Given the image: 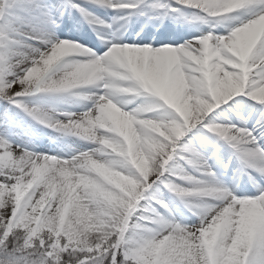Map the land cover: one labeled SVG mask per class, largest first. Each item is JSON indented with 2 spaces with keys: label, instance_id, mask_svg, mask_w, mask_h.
Listing matches in <instances>:
<instances>
[{
  "label": "snow or ice",
  "instance_id": "1",
  "mask_svg": "<svg viewBox=\"0 0 264 264\" xmlns=\"http://www.w3.org/2000/svg\"><path fill=\"white\" fill-rule=\"evenodd\" d=\"M0 264H264V0H0Z\"/></svg>",
  "mask_w": 264,
  "mask_h": 264
}]
</instances>
